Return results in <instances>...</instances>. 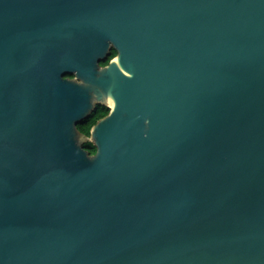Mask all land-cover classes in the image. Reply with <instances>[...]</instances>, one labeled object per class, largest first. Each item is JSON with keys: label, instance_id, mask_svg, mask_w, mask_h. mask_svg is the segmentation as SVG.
I'll return each instance as SVG.
<instances>
[{"label": "water", "instance_id": "obj_1", "mask_svg": "<svg viewBox=\"0 0 264 264\" xmlns=\"http://www.w3.org/2000/svg\"><path fill=\"white\" fill-rule=\"evenodd\" d=\"M0 264H264V0H0Z\"/></svg>", "mask_w": 264, "mask_h": 264}, {"label": "trees", "instance_id": "obj_2", "mask_svg": "<svg viewBox=\"0 0 264 264\" xmlns=\"http://www.w3.org/2000/svg\"><path fill=\"white\" fill-rule=\"evenodd\" d=\"M100 65H105V63H101ZM108 113V109L102 106H96L95 110L91 113L88 119L83 121L81 124L77 125V131L85 137L89 136V130L96 122L103 117H105ZM83 149L89 152L91 155L94 154V148L89 142L83 144Z\"/></svg>", "mask_w": 264, "mask_h": 264}, {"label": "flooded vegetation", "instance_id": "obj_3", "mask_svg": "<svg viewBox=\"0 0 264 264\" xmlns=\"http://www.w3.org/2000/svg\"><path fill=\"white\" fill-rule=\"evenodd\" d=\"M117 55V52L112 47L108 51V56L106 61L104 62L105 65H100L101 67H105L115 56ZM95 110V109H94ZM108 114V113H107ZM104 118V117H103ZM99 121V120H98ZM86 143V142H85Z\"/></svg>", "mask_w": 264, "mask_h": 264}, {"label": "rangeland", "instance_id": "obj_4", "mask_svg": "<svg viewBox=\"0 0 264 264\" xmlns=\"http://www.w3.org/2000/svg\"><path fill=\"white\" fill-rule=\"evenodd\" d=\"M82 139H84V143L87 142V138L85 139V138H83V137L81 136V140H82Z\"/></svg>", "mask_w": 264, "mask_h": 264}]
</instances>
